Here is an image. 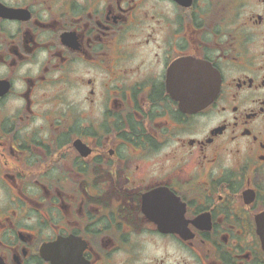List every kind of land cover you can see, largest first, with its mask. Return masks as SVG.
<instances>
[{"label": "flooded vegetation", "instance_id": "obj_1", "mask_svg": "<svg viewBox=\"0 0 264 264\" xmlns=\"http://www.w3.org/2000/svg\"><path fill=\"white\" fill-rule=\"evenodd\" d=\"M0 264H264V0H0Z\"/></svg>", "mask_w": 264, "mask_h": 264}]
</instances>
